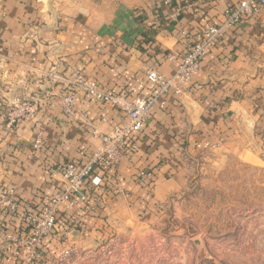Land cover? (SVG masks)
<instances>
[{"label": "crops", "instance_id": "obj_1", "mask_svg": "<svg viewBox=\"0 0 264 264\" xmlns=\"http://www.w3.org/2000/svg\"><path fill=\"white\" fill-rule=\"evenodd\" d=\"M229 4L189 0L172 20L179 0H0V191L13 190L19 211L39 210L60 190L57 166L92 155L101 136L126 118L118 102L81 89L67 115L61 97L77 74L126 102L154 95L158 87L146 71L170 77L176 58L205 24L224 20ZM21 101H31V114L8 124L7 109ZM206 153L216 162L229 153L264 160V8L226 30L181 93L159 96L103 204L83 213L82 228L65 239L47 235L44 257L60 264L54 260L62 249L95 247L112 230L152 221ZM0 224V264L25 259L24 246L5 238L20 220L3 210Z\"/></svg>", "mask_w": 264, "mask_h": 264}, {"label": "rangeland", "instance_id": "obj_2", "mask_svg": "<svg viewBox=\"0 0 264 264\" xmlns=\"http://www.w3.org/2000/svg\"><path fill=\"white\" fill-rule=\"evenodd\" d=\"M201 157L189 168L182 191L157 209L152 221L112 230L95 247L54 261L264 264V160L231 153L217 162L210 153Z\"/></svg>", "mask_w": 264, "mask_h": 264}, {"label": "built area", "instance_id": "obj_3", "mask_svg": "<svg viewBox=\"0 0 264 264\" xmlns=\"http://www.w3.org/2000/svg\"><path fill=\"white\" fill-rule=\"evenodd\" d=\"M172 1L157 0L161 5H170ZM179 1L180 6L170 14L172 20L176 19L180 8L189 3V0ZM227 1L229 4L232 0ZM234 1L235 3L225 8L222 22L207 23L195 35V40L188 50L176 58V69L170 77H165L152 68L146 71L147 81L158 87L154 95L139 96L126 102L122 97L101 91L95 81L85 79L80 74L74 77L71 81V89L61 97L62 108L67 115L71 114L74 106L75 90L81 89L96 99L118 102L126 112V118L117 122L109 132L101 136L100 145L92 155L57 166L61 174L60 190L55 197L44 198L39 210H28L26 207L23 208L24 211H19L13 190L0 191V211L4 210L16 215L20 220L17 230L5 232L7 240L25 248V259L21 258L15 264H52L44 257L43 239L47 235H57L59 239H65L68 230L81 228L79 218L76 217L77 212L82 210L86 214L103 204L102 195L110 190L112 183L116 182L118 165L135 145V138L143 130L150 109L159 96L169 90H172L173 94L181 93L193 75L200 70L210 49L224 37L226 30L238 27L264 8V0ZM163 103L162 101L161 104ZM32 107L31 101H21L8 108L7 123L13 125L19 119L28 117ZM41 143L42 138L39 134L33 142V150L39 148ZM140 175L145 173L141 171ZM24 224L29 227L28 230L23 228ZM0 226L1 230L6 229L4 225L0 224ZM76 251L75 247L62 249L57 258L67 259L71 252Z\"/></svg>", "mask_w": 264, "mask_h": 264}, {"label": "trees", "instance_id": "obj_4", "mask_svg": "<svg viewBox=\"0 0 264 264\" xmlns=\"http://www.w3.org/2000/svg\"><path fill=\"white\" fill-rule=\"evenodd\" d=\"M89 202H90V201H89ZM89 202H88V203H89ZM82 208H83V207H82ZM34 211H36V210H34ZM76 215H77L76 217L79 218V221L81 222V216L83 215V211L81 210V211L77 212ZM80 225H81V224H80ZM23 228L26 229V230L29 229V227H28L26 224L23 225ZM81 228H82V225H81Z\"/></svg>", "mask_w": 264, "mask_h": 264}]
</instances>
